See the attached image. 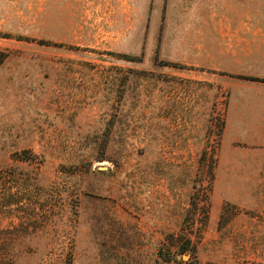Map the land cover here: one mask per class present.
<instances>
[{"label": "rangeland", "instance_id": "374dc122", "mask_svg": "<svg viewBox=\"0 0 264 264\" xmlns=\"http://www.w3.org/2000/svg\"><path fill=\"white\" fill-rule=\"evenodd\" d=\"M245 12L0 0V264H264V150L228 140L212 68Z\"/></svg>", "mask_w": 264, "mask_h": 264}, {"label": "crops", "instance_id": "0c3cea01", "mask_svg": "<svg viewBox=\"0 0 264 264\" xmlns=\"http://www.w3.org/2000/svg\"><path fill=\"white\" fill-rule=\"evenodd\" d=\"M212 47V68L225 72L228 140L264 150V15L215 14Z\"/></svg>", "mask_w": 264, "mask_h": 264}, {"label": "water", "instance_id": "95a60500", "mask_svg": "<svg viewBox=\"0 0 264 264\" xmlns=\"http://www.w3.org/2000/svg\"><path fill=\"white\" fill-rule=\"evenodd\" d=\"M184 257H186V256L184 255Z\"/></svg>", "mask_w": 264, "mask_h": 264}]
</instances>
